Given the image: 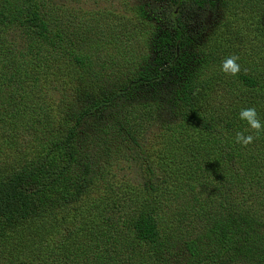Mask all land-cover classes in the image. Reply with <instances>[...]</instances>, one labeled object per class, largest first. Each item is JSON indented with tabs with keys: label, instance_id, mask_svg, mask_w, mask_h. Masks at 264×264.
I'll return each mask as SVG.
<instances>
[{
	"label": "trees",
	"instance_id": "1",
	"mask_svg": "<svg viewBox=\"0 0 264 264\" xmlns=\"http://www.w3.org/2000/svg\"><path fill=\"white\" fill-rule=\"evenodd\" d=\"M227 1L112 2L90 25L72 0H0V264H264V131L240 119L264 126V73L236 37L194 52ZM221 77L243 98L209 99Z\"/></svg>",
	"mask_w": 264,
	"mask_h": 264
},
{
	"label": "rangeland",
	"instance_id": "2",
	"mask_svg": "<svg viewBox=\"0 0 264 264\" xmlns=\"http://www.w3.org/2000/svg\"><path fill=\"white\" fill-rule=\"evenodd\" d=\"M58 1L61 0H56V2ZM72 1L75 3L74 4L75 9L79 7L78 9H80L83 12V14L90 19L91 21L90 25H93L95 21L98 22L101 21L103 18L107 17L109 13H111V11L113 10V6H116L120 10L121 8H124L122 11H126L127 13L134 15L136 17L135 13L133 12L134 10L132 11H130V9L127 10L126 3H129L130 6L128 7H131L133 9L135 6L139 5L138 0H111L113 2V6L111 5L112 2L106 0H72ZM50 9H51V5L48 4L47 11H50ZM262 9H264V0H228L227 6L220 9L222 14H220V10H218V13L215 16L212 15L208 20V23L206 24L205 27L206 29L204 30L203 35L200 37L199 40L200 44L194 49V52H197L200 55V57H202L203 55L202 52L207 50L204 44L215 43L216 45H220V47H225L228 46L229 44L226 42L225 37H227L228 40L229 38L231 40V38L234 39L236 37V40L233 41V43L238 44L239 49L237 51L239 55L245 54L244 56L249 58L245 60V63L249 62L250 60H253V63L251 65L252 66L254 65L256 69L259 68V70L264 73V30L262 28V26H264V10ZM56 14L59 17L63 16L70 21L72 19L71 12L61 7ZM234 14L235 15L243 14L244 17L249 19V21L245 19V22H247V26L249 27L248 34L243 35V33H240V30L239 32H235L234 30L235 22L231 17ZM260 14L262 16L260 17L261 21L259 22L257 18ZM72 22L79 24V22H76L73 19ZM262 22L263 24L261 25ZM81 25L84 24L81 23ZM6 38L7 40L8 39L12 40V35L8 34ZM225 48H229V47H225ZM141 50H143V46ZM199 55L195 56V58L197 59ZM195 58L194 61H196ZM193 64L195 66V62ZM194 71H196L195 68ZM262 77L264 78V74L262 75ZM237 83H238L237 80L235 81L233 78L221 77L219 81H216V83H212L210 85L211 88H208V92L211 95L209 99H213L215 101L214 103L217 104L220 103V99L222 98L224 102H228V101L235 102L238 99H242L243 98L242 94H244L245 92L242 88L244 86L238 87ZM23 84L26 85V83ZM136 101L148 102V100H145L140 96L136 97ZM167 114L166 112L162 113L161 119L155 121V125L157 126L158 129L161 127L167 128V124L168 125L170 124L171 126L174 123H177L172 119L171 116ZM175 119H179V118H175ZM163 122L164 125L160 126L163 124ZM157 134L158 132L156 133L152 132L151 134H148L146 136L147 137L146 143L148 146L154 143V141L157 139ZM133 170H134L133 167H131L130 171L127 168H125L120 173L124 174L125 178H128L131 176ZM117 180H119L118 177ZM114 184L115 187L119 185L118 183H114ZM52 261H54V259H51V262H49L48 264H53Z\"/></svg>",
	"mask_w": 264,
	"mask_h": 264
},
{
	"label": "clouds",
	"instance_id": "3",
	"mask_svg": "<svg viewBox=\"0 0 264 264\" xmlns=\"http://www.w3.org/2000/svg\"><path fill=\"white\" fill-rule=\"evenodd\" d=\"M239 56L231 55L226 60L222 62V70L225 73L231 75H237L240 72V65L238 63ZM240 119L246 120L249 126L256 131L257 136L261 131H264V126L261 125L260 120L257 116V111L254 107L242 109L240 112ZM253 135L245 136L243 132H237L236 142L241 143L245 146L251 144L254 140Z\"/></svg>",
	"mask_w": 264,
	"mask_h": 264
}]
</instances>
